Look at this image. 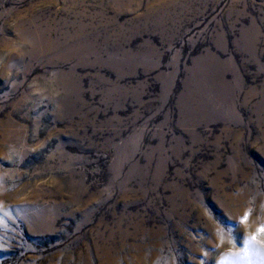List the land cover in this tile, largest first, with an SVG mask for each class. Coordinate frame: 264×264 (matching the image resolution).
Returning <instances> with one entry per match:
<instances>
[{
	"label": "rangeland",
	"instance_id": "rangeland-1",
	"mask_svg": "<svg viewBox=\"0 0 264 264\" xmlns=\"http://www.w3.org/2000/svg\"><path fill=\"white\" fill-rule=\"evenodd\" d=\"M262 225L264 0H0V264H264Z\"/></svg>",
	"mask_w": 264,
	"mask_h": 264
},
{
	"label": "snow or ice",
	"instance_id": "snow-or-ice-1",
	"mask_svg": "<svg viewBox=\"0 0 264 264\" xmlns=\"http://www.w3.org/2000/svg\"><path fill=\"white\" fill-rule=\"evenodd\" d=\"M245 219H247V217H245ZM260 231H261V232H264V225L261 226ZM255 239H256V237H250V238L248 239L247 243H248L249 245H252L253 242L255 241Z\"/></svg>",
	"mask_w": 264,
	"mask_h": 264
},
{
	"label": "bare ground",
	"instance_id": "bare-ground-1",
	"mask_svg": "<svg viewBox=\"0 0 264 264\" xmlns=\"http://www.w3.org/2000/svg\"><path fill=\"white\" fill-rule=\"evenodd\" d=\"M216 73V72H215ZM205 79H207V77L204 75L203 76V78H202V80L204 81ZM204 82H206V83H208V84H210L209 82H207V81H204Z\"/></svg>",
	"mask_w": 264,
	"mask_h": 264
}]
</instances>
